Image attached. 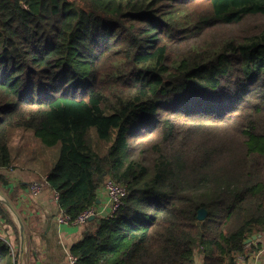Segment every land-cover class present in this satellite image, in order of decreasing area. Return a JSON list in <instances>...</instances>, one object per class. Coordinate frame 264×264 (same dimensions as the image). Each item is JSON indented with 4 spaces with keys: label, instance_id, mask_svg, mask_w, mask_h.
<instances>
[{
    "label": "trees",
    "instance_id": "16d2710c",
    "mask_svg": "<svg viewBox=\"0 0 264 264\" xmlns=\"http://www.w3.org/2000/svg\"><path fill=\"white\" fill-rule=\"evenodd\" d=\"M258 19L264 0H0V169L9 131L28 129L58 148L46 179L70 219L107 180L127 186L70 249L77 264H240L258 249L243 244L264 235ZM9 217L0 202L16 230ZM17 263L0 240V264Z\"/></svg>",
    "mask_w": 264,
    "mask_h": 264
},
{
    "label": "crops",
    "instance_id": "0c3cea01",
    "mask_svg": "<svg viewBox=\"0 0 264 264\" xmlns=\"http://www.w3.org/2000/svg\"><path fill=\"white\" fill-rule=\"evenodd\" d=\"M24 134L12 135L13 146L9 141L11 164L0 169V175L7 181V185H0V188L25 230V254L21 264H72L69 260L70 249L82 240L90 221L85 225L60 224L57 221L60 210L55 192L46 186L36 196L30 194V185L48 176L57 159L58 148H46L36 139L24 142ZM100 198L98 210L103 208L107 199L104 189L100 191ZM8 212L16 230L0 218V240L17 253L20 263L18 221ZM253 246L258 249L246 254L244 259H238V263L264 264V236L254 241ZM193 264H204L199 253L195 254Z\"/></svg>",
    "mask_w": 264,
    "mask_h": 264
},
{
    "label": "built area",
    "instance_id": "2783aa9c",
    "mask_svg": "<svg viewBox=\"0 0 264 264\" xmlns=\"http://www.w3.org/2000/svg\"><path fill=\"white\" fill-rule=\"evenodd\" d=\"M48 186L46 177L40 181L33 182L30 185V194L36 196L39 194L44 187ZM104 191L106 193V202L101 210L98 208L91 207L80 214L76 219L72 220L69 216L65 215L60 211L57 216V221L60 224H74V225H85L91 217L100 216H112L115 214L119 208L123 205L124 199L127 196V186L123 184L116 183L112 180H107L104 185ZM56 200H58V194L55 193ZM69 260L72 264L76 263V258L69 255Z\"/></svg>",
    "mask_w": 264,
    "mask_h": 264
},
{
    "label": "water",
    "instance_id": "95a60500",
    "mask_svg": "<svg viewBox=\"0 0 264 264\" xmlns=\"http://www.w3.org/2000/svg\"><path fill=\"white\" fill-rule=\"evenodd\" d=\"M0 202L17 218L18 221V227H19V238H20V251H19V260L20 263L22 262L23 258H24V254H25V230H24V226L23 223L21 221V219L18 217V215L16 214V211L14 209V207L12 206V204L4 197V195L0 192ZM206 216V211L204 209H200L198 211V215H197V219L199 221H202L205 219ZM94 217H91L89 220H93ZM258 238H261V235H252L249 239H247L246 241H244V245H248L254 241H256Z\"/></svg>",
    "mask_w": 264,
    "mask_h": 264
},
{
    "label": "rangeland",
    "instance_id": "374dc122",
    "mask_svg": "<svg viewBox=\"0 0 264 264\" xmlns=\"http://www.w3.org/2000/svg\"><path fill=\"white\" fill-rule=\"evenodd\" d=\"M256 21L264 22V19H258ZM20 132L26 133L23 136L24 142H30V140H32V139H36L37 143H38V141L40 142V140L34 135L33 131L28 130V129H14V130L9 131V140H10V143L12 146L14 144L12 141L13 140L12 135L14 133H20ZM17 138L18 137L16 136L15 139H17ZM92 144H93V149L95 150V152H97L99 155L105 154V152L107 150V145L103 142L98 141L93 133H92ZM18 263H19V261H18Z\"/></svg>",
    "mask_w": 264,
    "mask_h": 264
}]
</instances>
